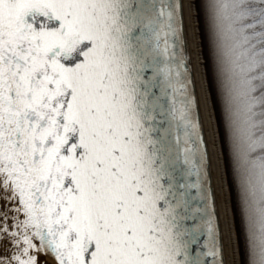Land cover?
Returning <instances> with one entry per match:
<instances>
[{
    "label": "snow or ice",
    "instance_id": "snow-or-ice-1",
    "mask_svg": "<svg viewBox=\"0 0 264 264\" xmlns=\"http://www.w3.org/2000/svg\"><path fill=\"white\" fill-rule=\"evenodd\" d=\"M217 135L264 264V0H0V264H228Z\"/></svg>",
    "mask_w": 264,
    "mask_h": 264
},
{
    "label": "bare ground",
    "instance_id": "bare-ground-1",
    "mask_svg": "<svg viewBox=\"0 0 264 264\" xmlns=\"http://www.w3.org/2000/svg\"><path fill=\"white\" fill-rule=\"evenodd\" d=\"M195 16V12L193 13ZM188 31H189V39L191 42V48L193 53V59L195 61V53L197 51V45H198V36H197V26L195 24V19H189L188 21ZM200 64L202 65L204 61L200 58ZM197 84L199 88V92L202 91L204 87H206V80L204 78V68L200 67L197 71ZM203 116L205 119V125H206V131H215L217 130L214 114H213V108L211 103L209 104V110L203 112ZM216 146L215 148L211 149L212 152V162H213V169H214V175H215V181L217 186V194H218V200H219V207H220V213L223 221V227L227 229L228 225L232 226V240L233 244L231 248H227V238L225 240L226 244V251H227V259L228 264H239V254H238V248H237V241H236V235L234 230V223H233V216L231 212L230 207V200H229V191L227 187L226 182V176L224 181V190L223 193L219 190V180L218 177L222 174H225L224 164H223V156L221 153V147L219 142V137L217 135L216 137Z\"/></svg>",
    "mask_w": 264,
    "mask_h": 264
},
{
    "label": "trees",
    "instance_id": "trees-1",
    "mask_svg": "<svg viewBox=\"0 0 264 264\" xmlns=\"http://www.w3.org/2000/svg\"><path fill=\"white\" fill-rule=\"evenodd\" d=\"M201 27H205V32H206V22L203 20H197V28H198V35H199L200 44L204 43V41L201 39ZM201 51H203V49H201ZM204 72H205V69H204ZM217 107H218L220 113L222 114L223 104H222V101L219 99V96H217ZM212 108H213V106H212ZM213 113H214V117H215V121H216V126L218 129V123H217V119H216V110L214 108H213ZM218 137H219V135H218ZM219 142H220V138H219ZM220 147H221V153L223 156L224 169L226 172L225 157H224V150L225 149H224V145H222L221 142H220ZM226 182H227V178H226ZM227 187H228V191H229L230 207H231V211H232L233 223H234V229H235V235H236V221L234 220L233 205H232L233 194H232V189H230L228 186V182H227ZM241 228H242V224H241ZM236 240H237V235H236ZM237 246H238V254H239V263L245 264V262L247 260L245 247L242 243H237Z\"/></svg>",
    "mask_w": 264,
    "mask_h": 264
},
{
    "label": "water",
    "instance_id": "water-1",
    "mask_svg": "<svg viewBox=\"0 0 264 264\" xmlns=\"http://www.w3.org/2000/svg\"><path fill=\"white\" fill-rule=\"evenodd\" d=\"M187 38H188V51L190 53H192L191 42H190V39H189L188 22H187ZM197 90L199 92L198 84H197ZM203 118H204V116H203ZM204 127H205V131H206L205 119H204ZM212 175H213V182L216 185L215 175H214V169H213V162H212ZM217 209H218V212H219L220 223H221V226L223 227V221H222V217H221V213H220V207H219L218 194H217ZM226 259H227V251H226ZM227 262H228V259H227Z\"/></svg>",
    "mask_w": 264,
    "mask_h": 264
},
{
    "label": "rangeland",
    "instance_id": "rangeland-1",
    "mask_svg": "<svg viewBox=\"0 0 264 264\" xmlns=\"http://www.w3.org/2000/svg\"><path fill=\"white\" fill-rule=\"evenodd\" d=\"M196 14V13H195ZM195 24H196V26H197V20L195 19ZM197 38H198V44H200V41H199V35H198V28H197ZM201 58V60L203 61V57L201 56L200 57ZM214 114V113H213ZM214 119H215V117H214ZM215 123H216V121H215ZM217 127V126H216ZM232 212V211H231ZM235 230V229H234ZM237 241V240H236ZM237 248H238V246H237ZM240 264V263H239Z\"/></svg>",
    "mask_w": 264,
    "mask_h": 264
}]
</instances>
